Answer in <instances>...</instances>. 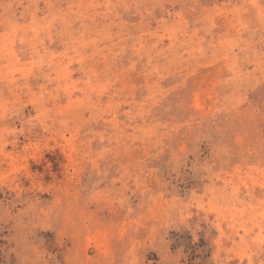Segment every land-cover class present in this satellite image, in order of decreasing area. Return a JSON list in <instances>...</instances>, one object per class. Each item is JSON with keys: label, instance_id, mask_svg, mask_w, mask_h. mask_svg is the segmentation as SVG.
Wrapping results in <instances>:
<instances>
[{"label": "rangeland", "instance_id": "obj_1", "mask_svg": "<svg viewBox=\"0 0 264 264\" xmlns=\"http://www.w3.org/2000/svg\"><path fill=\"white\" fill-rule=\"evenodd\" d=\"M0 264H264V0H0Z\"/></svg>", "mask_w": 264, "mask_h": 264}]
</instances>
